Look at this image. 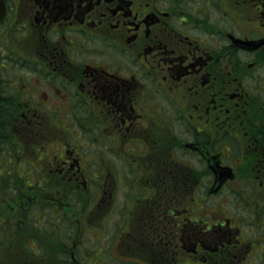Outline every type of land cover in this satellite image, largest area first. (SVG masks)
I'll return each mask as SVG.
<instances>
[{
    "label": "flooded vegetation",
    "instance_id": "1",
    "mask_svg": "<svg viewBox=\"0 0 264 264\" xmlns=\"http://www.w3.org/2000/svg\"><path fill=\"white\" fill-rule=\"evenodd\" d=\"M0 140L2 175L52 147L26 175L132 193L69 264H264V0H0ZM1 236L0 264H46Z\"/></svg>",
    "mask_w": 264,
    "mask_h": 264
},
{
    "label": "rangeland",
    "instance_id": "2",
    "mask_svg": "<svg viewBox=\"0 0 264 264\" xmlns=\"http://www.w3.org/2000/svg\"><path fill=\"white\" fill-rule=\"evenodd\" d=\"M36 114L32 113L31 116ZM37 115L35 116L36 120L39 119ZM43 129H40L43 132L42 143L45 141L59 143L57 140L60 138L64 139L63 141H69L75 135V131L72 128L64 129V133L51 127ZM78 142L80 141L78 140ZM4 148L5 145L0 140V150L5 153ZM40 149H38V154L41 158H37L38 154L35 155L33 151L31 153L27 151L21 157L22 160L16 162L19 156H15L14 158L16 160L13 165L4 168L14 169L15 172L13 174L11 173L8 176H1L0 174L1 238H3L4 232H15L18 234L14 241L16 260L23 259V254L25 256L29 255L26 253L27 247L36 246L37 248L45 249L46 264H69L72 262L70 258L72 253L71 249H74V257L78 260H81L82 254H84L89 259L93 258L96 261V257L90 252L92 246L101 240L100 242L102 243H100L99 247L102 248V245L110 241L107 234H102L104 232L102 227L103 221L97 220H102L103 217L108 216L109 209L106 201H112L113 199L115 204H113L110 217L117 219L121 217L124 210L122 208L124 202L128 201V196L132 193L127 192V187L124 185L123 179L119 176V172H116L115 175L117 187L113 193L114 198L111 199L109 197L107 198L108 185L102 181V176L96 178L91 177V179L84 177L89 180V182L84 184L78 174L72 176L75 178L71 180L65 177L66 179L59 181H51L53 179H49L47 176H41L39 178L42 181L36 183V179H32V176L29 174L26 175L25 170L30 168L31 165L32 167L40 169L41 167H38V164L43 163V161L46 162L45 159L51 161L50 156L51 151H53L52 147H48L47 150L42 152ZM95 149L97 148L95 147ZM47 151L48 154L46 155ZM69 155L72 157L70 161L76 160V156H72L71 151ZM10 156H13V152H11ZM2 157L0 155V159ZM86 164L90 171L103 167L101 163H99L100 166L97 163L91 164L89 162ZM116 165L119 168L122 167L119 164ZM128 173L131 176L130 169H128ZM38 175L41 174H37L36 177ZM28 179L32 180L29 181ZM98 183L100 184L99 187L97 186ZM47 213H52V218H46ZM41 216H45V221L49 222L45 224V228L42 227ZM51 219L53 222H50ZM92 222H96L93 229L90 227ZM97 222L101 224L98 225ZM8 227L9 230L4 229ZM42 232L47 235H40L39 233ZM26 234H28L27 237L29 238H26ZM17 255L19 256L17 257ZM103 256L104 254L101 253L98 258L103 259ZM38 259L37 257L36 260ZM84 264H86V261ZM102 264L115 263L111 258L106 259Z\"/></svg>",
    "mask_w": 264,
    "mask_h": 264
},
{
    "label": "trees",
    "instance_id": "3",
    "mask_svg": "<svg viewBox=\"0 0 264 264\" xmlns=\"http://www.w3.org/2000/svg\"><path fill=\"white\" fill-rule=\"evenodd\" d=\"M1 176H5V175H2L1 174ZM35 176V178H36V183H39V177H41V176H37L36 177V175H34ZM47 177L49 178V179H53V180H51V181H59L60 180V178L58 177V176H54V175H47ZM52 216V213H47V217H51ZM34 221H35V219H34ZM49 223V222H48ZM17 234V233H16ZM20 263H23L21 260H20Z\"/></svg>",
    "mask_w": 264,
    "mask_h": 264
}]
</instances>
